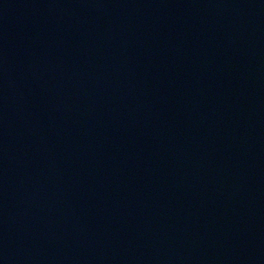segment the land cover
I'll return each instance as SVG.
<instances>
[{"label": "water", "instance_id": "95a60500", "mask_svg": "<svg viewBox=\"0 0 264 264\" xmlns=\"http://www.w3.org/2000/svg\"><path fill=\"white\" fill-rule=\"evenodd\" d=\"M0 264H264V0H0Z\"/></svg>", "mask_w": 264, "mask_h": 264}]
</instances>
